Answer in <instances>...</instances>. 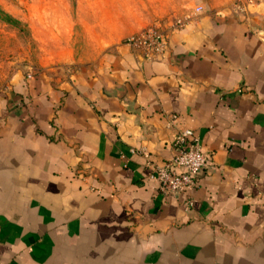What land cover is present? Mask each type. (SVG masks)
<instances>
[{
  "label": "crops",
  "instance_id": "obj_1",
  "mask_svg": "<svg viewBox=\"0 0 264 264\" xmlns=\"http://www.w3.org/2000/svg\"><path fill=\"white\" fill-rule=\"evenodd\" d=\"M27 76L0 97V264H264V0L190 10L157 58L118 40ZM182 127L208 166L165 195L147 174Z\"/></svg>",
  "mask_w": 264,
  "mask_h": 264
},
{
  "label": "rangeland",
  "instance_id": "obj_2",
  "mask_svg": "<svg viewBox=\"0 0 264 264\" xmlns=\"http://www.w3.org/2000/svg\"><path fill=\"white\" fill-rule=\"evenodd\" d=\"M238 1L0 0V97L17 76L67 72L102 46L145 27L168 30L197 7Z\"/></svg>",
  "mask_w": 264,
  "mask_h": 264
},
{
  "label": "built area",
  "instance_id": "obj_3",
  "mask_svg": "<svg viewBox=\"0 0 264 264\" xmlns=\"http://www.w3.org/2000/svg\"><path fill=\"white\" fill-rule=\"evenodd\" d=\"M122 43L140 51L146 59L157 58L166 49L167 30L148 26L127 36ZM171 118L173 121L176 116L172 114ZM172 146L173 157L162 165L152 166L147 177L154 180L158 191L165 195L190 193L198 186L200 174L208 166L209 154L201 150L198 136L187 127L177 131ZM185 205L191 207L192 200L188 198Z\"/></svg>",
  "mask_w": 264,
  "mask_h": 264
}]
</instances>
